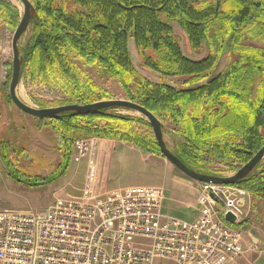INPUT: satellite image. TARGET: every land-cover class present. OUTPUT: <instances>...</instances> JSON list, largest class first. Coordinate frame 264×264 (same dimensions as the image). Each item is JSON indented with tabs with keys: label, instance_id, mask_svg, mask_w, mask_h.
<instances>
[{
	"label": "trees",
	"instance_id": "obj_1",
	"mask_svg": "<svg viewBox=\"0 0 264 264\" xmlns=\"http://www.w3.org/2000/svg\"><path fill=\"white\" fill-rule=\"evenodd\" d=\"M29 1L33 28L25 52L21 48V74L26 71L33 81L62 91L71 105L114 100L88 70L108 75L124 100L143 106L162 123L164 135L173 139L174 155L201 174L213 176L206 166L209 161L245 166L263 148L264 0ZM21 20L15 7L0 0V21L17 29ZM174 23L184 31L192 53L208 48L205 58L184 55ZM130 40L142 66L160 76L161 82L136 70ZM225 54L229 63L220 72ZM117 112L129 111L34 118L47 122L57 135L58 148L68 152L67 170L76 139L82 135L116 139L145 153L161 154L154 134L140 138L117 133L132 121ZM100 119L108 126L101 127ZM133 120L151 128L145 118ZM231 186L264 205V160L247 179Z\"/></svg>",
	"mask_w": 264,
	"mask_h": 264
},
{
	"label": "built area",
	"instance_id": "obj_2",
	"mask_svg": "<svg viewBox=\"0 0 264 264\" xmlns=\"http://www.w3.org/2000/svg\"><path fill=\"white\" fill-rule=\"evenodd\" d=\"M74 149L75 163L89 153L82 140ZM251 199L233 186L202 184L192 222L164 214L163 189L57 201L37 213L6 210L0 212V264H220L261 251L244 243Z\"/></svg>",
	"mask_w": 264,
	"mask_h": 264
},
{
	"label": "rangeland",
	"instance_id": "obj_3",
	"mask_svg": "<svg viewBox=\"0 0 264 264\" xmlns=\"http://www.w3.org/2000/svg\"><path fill=\"white\" fill-rule=\"evenodd\" d=\"M5 1L15 7L22 18L24 11L22 3L18 0ZM173 26L181 40V48L187 58L202 60L207 56V47H204L202 53H192L189 41L182 28L177 23H174ZM32 28L29 25L26 34L20 42V50L22 48L23 52H25ZM16 30L0 21V212L15 210L37 213L48 210L57 201L88 200L94 202V200L104 199L109 193L104 196H98L99 192L94 191L98 183L95 177L93 181L92 177L87 176L88 178H85L79 171H76L75 174L73 173L75 164L81 162H74L76 157L75 149L71 152V162L67 170V167L65 168L64 166V156L68 152L63 148H58L57 135L52 132L50 125L47 122H41L32 116L24 114L12 103L9 89L14 61L12 40ZM256 44L262 45L261 42ZM129 50L136 70L154 83L161 82L160 76L142 66L132 40L129 41ZM228 63L229 55L225 54L221 58L220 72L225 69ZM88 72L95 82L106 90L114 100L123 99L121 89L113 78L92 69L88 70ZM169 82L180 86V82L177 79H171ZM18 96L32 108L43 109L40 106L41 104L48 107V109L71 105L69 104L70 98L62 91L51 86L42 85L37 80L33 81L29 78L26 71L21 74ZM116 114L132 119L131 122L124 124L125 127L122 131H117V133L137 134L140 138H149L153 135L152 129L147 124L133 120H143L140 115L132 112H117ZM98 122L101 127L108 126V121L106 120L100 119ZM164 138L171 150L174 147L173 139L167 134L164 135ZM77 139L76 141L87 142L89 146V153L83 159L87 157L93 158L98 144L103 141L122 143L130 148L129 150L131 148L137 150V153L142 158H146L148 166L146 177L153 182L149 184V187L140 189H163L165 209L169 213H167L168 216L180 218L188 216L192 217V221L198 219L199 213L197 217L196 209H199L202 184L183 175L162 154L157 152L145 153L135 145L116 139H105L88 135H82ZM2 141L4 143H1ZM110 151L116 152V150L112 149ZM132 152L131 150V156ZM206 166L209 173L213 176L230 177L244 165L209 161ZM124 183L125 181L121 185ZM88 192L93 193L89 195ZM250 201L251 211L248 222L250 227H254L252 231L254 235L264 237V205L260 202H255L253 196Z\"/></svg>",
	"mask_w": 264,
	"mask_h": 264
},
{
	"label": "water",
	"instance_id": "obj_4",
	"mask_svg": "<svg viewBox=\"0 0 264 264\" xmlns=\"http://www.w3.org/2000/svg\"><path fill=\"white\" fill-rule=\"evenodd\" d=\"M22 3L24 11L22 20L14 34L12 40L13 50V72L12 80L10 84L9 94L12 103L24 114L46 120H55L59 116L74 113V114H95L104 110H126L132 113H136L151 125L156 142L160 148L162 156L178 171L189 179L198 182L200 184L215 185V186H231L236 183L247 179L256 169V167L264 160V146L263 148L252 158V160L237 171L230 177H217L206 174L198 173L188 166H186L174 153L169 149L166 144L162 123L143 106L129 102L127 100H109L97 102L88 105H67L49 109H38L28 106L18 96V87L20 85L21 71L23 58L20 50V42L23 36L26 34L30 21L33 16V5L29 0H18ZM227 220L233 224L236 219L232 214L227 215Z\"/></svg>",
	"mask_w": 264,
	"mask_h": 264
},
{
	"label": "crops",
	"instance_id": "obj_5",
	"mask_svg": "<svg viewBox=\"0 0 264 264\" xmlns=\"http://www.w3.org/2000/svg\"><path fill=\"white\" fill-rule=\"evenodd\" d=\"M116 150V152L110 151ZM130 148L118 142H101L98 144L95 156L87 157L79 164L74 166V174L79 171L83 177H94L98 183L94 188L95 192H99L98 196H104L111 192H119L130 189H140L149 187L153 183L146 177L148 173V166L146 158L141 157L137 150L131 148L132 156L130 155ZM144 159V160H143ZM71 169V167H70ZM69 169V173H70ZM144 174V175H143ZM125 183L121 185L123 182ZM197 217H198V208ZM164 214L168 215L165 209V202L163 206ZM168 213V214H167ZM176 217V216H174ZM183 217V216H182ZM176 217L184 222H192V217L184 216L183 218ZM196 220V219H195ZM193 220V221H195ZM254 227L250 224L245 226V240L246 245L257 244L260 246V252H248L242 258L233 260H224L220 264H264V237H258L252 232ZM163 264H173L171 262H162ZM157 263V264H162Z\"/></svg>",
	"mask_w": 264,
	"mask_h": 264
}]
</instances>
